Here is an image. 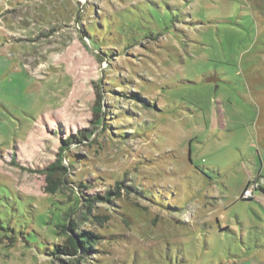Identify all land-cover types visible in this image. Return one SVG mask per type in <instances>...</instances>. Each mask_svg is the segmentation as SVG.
<instances>
[{
    "label": "rangeland",
    "instance_id": "374dc122",
    "mask_svg": "<svg viewBox=\"0 0 264 264\" xmlns=\"http://www.w3.org/2000/svg\"><path fill=\"white\" fill-rule=\"evenodd\" d=\"M259 188L264 0H0V264H264Z\"/></svg>",
    "mask_w": 264,
    "mask_h": 264
},
{
    "label": "trees",
    "instance_id": "16d2710c",
    "mask_svg": "<svg viewBox=\"0 0 264 264\" xmlns=\"http://www.w3.org/2000/svg\"><path fill=\"white\" fill-rule=\"evenodd\" d=\"M63 152V151H62ZM61 159L58 160L57 164H53V166L49 167L48 170L51 173H56L58 171H60L62 168L61 166ZM65 170V169H64ZM252 182H249L248 183V186L251 184ZM260 191H264V189L262 188H259ZM110 196V193H107L106 195L102 196V197H98L96 199H100V200H104V201H108V198ZM241 200H250V199H241ZM75 237L76 239L78 240L79 242V245H78V248H79V251L81 252L80 255L82 254H85L87 253L88 251H92L91 248L92 247V243H97L98 240L100 239L99 236H95L93 234H90V233H86V232H83L81 234H76L75 233ZM88 244L91 248H88L86 247L85 245ZM77 245L73 242L72 239L69 240V246L63 250L62 252L64 253H67L68 255H74L76 256L77 255V249H76ZM76 260L74 259L73 261L71 262H75ZM76 263V262H75ZM67 264H71V263H67Z\"/></svg>",
    "mask_w": 264,
    "mask_h": 264
},
{
    "label": "built area",
    "instance_id": "2783aa9c",
    "mask_svg": "<svg viewBox=\"0 0 264 264\" xmlns=\"http://www.w3.org/2000/svg\"><path fill=\"white\" fill-rule=\"evenodd\" d=\"M253 191V189L251 188H248L247 190H245L243 193H244V196L246 197V199H249V197H251V192Z\"/></svg>",
    "mask_w": 264,
    "mask_h": 264
},
{
    "label": "water",
    "instance_id": "95a60500",
    "mask_svg": "<svg viewBox=\"0 0 264 264\" xmlns=\"http://www.w3.org/2000/svg\"><path fill=\"white\" fill-rule=\"evenodd\" d=\"M207 81L210 82V81H212V80H211V79H208Z\"/></svg>",
    "mask_w": 264,
    "mask_h": 264
}]
</instances>
